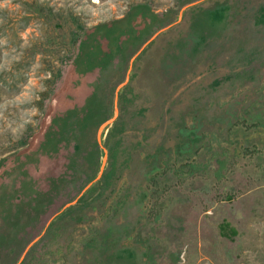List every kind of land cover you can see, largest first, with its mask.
Instances as JSON below:
<instances>
[{
	"label": "rangeland",
	"instance_id": "374dc122",
	"mask_svg": "<svg viewBox=\"0 0 264 264\" xmlns=\"http://www.w3.org/2000/svg\"><path fill=\"white\" fill-rule=\"evenodd\" d=\"M0 264H264V0H0Z\"/></svg>",
	"mask_w": 264,
	"mask_h": 264
}]
</instances>
